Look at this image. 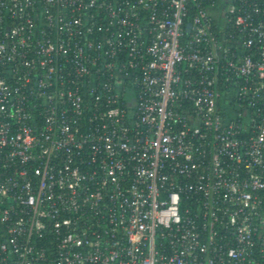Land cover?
<instances>
[{
  "label": "built area",
  "instance_id": "2783aa9c",
  "mask_svg": "<svg viewBox=\"0 0 264 264\" xmlns=\"http://www.w3.org/2000/svg\"><path fill=\"white\" fill-rule=\"evenodd\" d=\"M0 264H264V0H0Z\"/></svg>",
  "mask_w": 264,
  "mask_h": 264
}]
</instances>
